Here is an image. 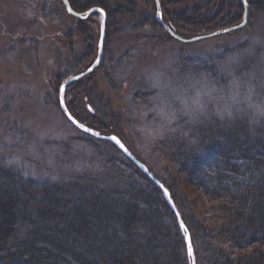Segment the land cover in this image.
<instances>
[{"label":"rangeland","instance_id":"rangeland-1","mask_svg":"<svg viewBox=\"0 0 264 264\" xmlns=\"http://www.w3.org/2000/svg\"><path fill=\"white\" fill-rule=\"evenodd\" d=\"M71 1L83 16L62 0H0V163L44 184L95 178L122 189L130 178L147 185L134 166L203 210L211 202L169 153L172 143L195 135L188 141L197 145L237 119L263 126L264 0ZM245 4L243 26L198 38L241 23ZM95 6L107 13L104 54L64 99L82 122L117 133L147 171L79 129L60 104L61 85L98 57L103 14L88 12Z\"/></svg>","mask_w":264,"mask_h":264},{"label":"trees","instance_id":"trees-1","mask_svg":"<svg viewBox=\"0 0 264 264\" xmlns=\"http://www.w3.org/2000/svg\"><path fill=\"white\" fill-rule=\"evenodd\" d=\"M193 137L169 156L211 202L198 212L167 179L174 209L133 165L144 187L130 177L125 189L95 178L44 184L0 163V264H190L179 216L196 264H264V123L253 131L241 118Z\"/></svg>","mask_w":264,"mask_h":264},{"label":"water","instance_id":"water-1","mask_svg":"<svg viewBox=\"0 0 264 264\" xmlns=\"http://www.w3.org/2000/svg\"><path fill=\"white\" fill-rule=\"evenodd\" d=\"M62 1L64 3L65 8L67 9V11H69L70 13H72L73 15H76V16H83V13H81L79 11H76V10H74L72 8V6L70 5L69 0H62ZM156 3L158 5V7H159V0H156ZM93 10H98V11H100L103 14L102 32H101V37H100V41H99V54H98V57H96L95 61L91 64V66L85 72H82V73H80L78 75H75V76L69 78L65 83H63L61 85V88H60V104H61L62 110L65 113V115L68 117V119L74 125H76L78 127V124L74 122V120H75V121H78L80 124H83L86 128H89V129L92 130L91 132H88V131H85V132L90 133L92 135H94L93 133H96V132L100 133L99 136H96V135H94V136L100 137V138H106V139L112 141L123 153H125L130 158L134 159L138 164H140L141 167H143L147 171V169L145 168V166L143 164H141L137 160L136 156L131 152V150L128 148V146L125 144V142L121 139V137L119 135H117L116 133H111V134H108V135L102 134L100 132V130H98L97 128H94V127H92V126H90V125L82 122L81 120H79L77 117H75L71 113V111L69 110V108H68V106H67V104L65 102V99H64V90L67 87V85L72 80H74L76 78H79V77L83 76L84 74H86V73L94 70L99 65V63L101 62V59H102L103 54H104V43H105V35H106L107 13H106L105 9L102 8V7H100V6H95V7L91 8L88 12H91ZM248 12H249V6L247 4H245L244 19H243V21L241 23H239L238 25H232V26H228V27L221 28V29H217L216 31H213L212 33H209L207 35L206 34L205 35H201L198 38L201 39V38H205V37H208V36H213V35H216V34H220V33L228 32V31H231V30H235V29L243 26L246 23V21H247ZM165 25L167 26V24H165ZM69 115H71L72 119L69 118ZM78 128L84 131V129H82L80 127H78ZM112 137H116L124 145V148H126L127 151H125L118 144H116L115 141L111 139ZM161 186L163 187V190H164L165 195H166V197L168 199V202L170 203V205L173 208H175V203L172 200L168 189H166L163 185H161ZM179 223H180V226H181V228L183 230V233L185 235V239H186L187 247H188V252H189V255H190V258H191V262H192L191 264H196V258H195L194 249H193V245H192L191 234H190V232H189L188 229H187V232H185L184 229L186 228V225L183 222V220L181 219V217L179 218ZM189 245H191V248H189Z\"/></svg>","mask_w":264,"mask_h":264},{"label":"snow or ice","instance_id":"snow-or-ice-1","mask_svg":"<svg viewBox=\"0 0 264 264\" xmlns=\"http://www.w3.org/2000/svg\"><path fill=\"white\" fill-rule=\"evenodd\" d=\"M89 110L91 111V109H89ZM69 118L72 119L71 115H69ZM74 122L78 124V127L84 129V131H88V132H91L92 131L91 129L86 128L83 124H80L78 121H75L74 120ZM93 134L96 135V136H99L100 135V133H98V132L93 133ZM111 139L114 140L115 143L118 144L121 148H123L125 151H127V149L124 148V145L116 137H112ZM184 230H185V232H187V228H185ZM189 248H191V245H189Z\"/></svg>","mask_w":264,"mask_h":264},{"label":"flooded vegetation","instance_id":"flooded-vegetation-1","mask_svg":"<svg viewBox=\"0 0 264 264\" xmlns=\"http://www.w3.org/2000/svg\"><path fill=\"white\" fill-rule=\"evenodd\" d=\"M103 8V7H102Z\"/></svg>","mask_w":264,"mask_h":264}]
</instances>
